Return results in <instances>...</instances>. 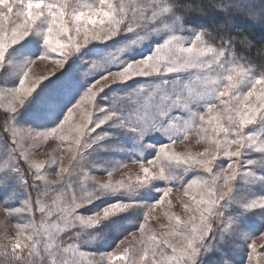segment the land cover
I'll return each instance as SVG.
<instances>
[{"label":"snow or ice","instance_id":"6c2138e0","mask_svg":"<svg viewBox=\"0 0 264 264\" xmlns=\"http://www.w3.org/2000/svg\"><path fill=\"white\" fill-rule=\"evenodd\" d=\"M0 212V264H262L264 0H0Z\"/></svg>","mask_w":264,"mask_h":264},{"label":"rangeland","instance_id":"374dc122","mask_svg":"<svg viewBox=\"0 0 264 264\" xmlns=\"http://www.w3.org/2000/svg\"><path fill=\"white\" fill-rule=\"evenodd\" d=\"M64 69H61L57 67L54 63H52L50 60L49 61H37L33 67H32V72L30 73V76L33 80L36 79H41L42 77H50V78H55L56 75H59ZM46 80H42L41 82V87L43 86V83H46ZM78 119V116L74 117V120ZM71 134V133H70ZM57 142L55 140H49L43 147V150L37 155L36 159L38 160H47L49 158V153H51L53 147L55 146ZM203 145H197L195 143V137H193L190 141H186L183 144H177L175 146V149L177 152H183L188 150L189 148L193 151H201L203 150ZM65 156V161L64 163L67 165L68 163V153L65 152L63 153ZM147 158V157H146ZM139 166L138 165H129V167L122 169L120 172H117L114 174V179H120V178H125L127 179L128 176H131L133 179H135L136 174L139 172ZM196 173H189V176H194ZM178 197H182L183 199L187 200L188 197L183 196L182 192H177L173 191L170 195V199L172 200L173 204L176 205V207L173 209V211L180 215L182 218H187V213L184 212L183 206L179 203ZM159 210L154 213V215H159ZM5 223V215L4 213L0 212V226H2ZM160 223H167L166 219L161 218V220H151L150 224L153 228H155L157 231H160ZM255 227V226H254ZM133 232H136V236H139V233L136 231V227L133 226L131 229ZM13 232L12 228H9L8 234L11 235ZM132 241V236H128L126 243ZM112 240H108V242L105 244L104 241L98 242L97 246H104V247H110L112 244ZM258 245L260 241H257ZM125 245H121V247H124ZM261 252H264V249H258ZM262 264H264V261H262Z\"/></svg>","mask_w":264,"mask_h":264}]
</instances>
